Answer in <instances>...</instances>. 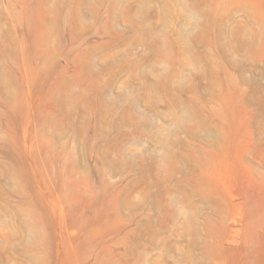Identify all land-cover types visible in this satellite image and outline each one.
Masks as SVG:
<instances>
[{
	"label": "rangeland",
	"instance_id": "374dc122",
	"mask_svg": "<svg viewBox=\"0 0 264 264\" xmlns=\"http://www.w3.org/2000/svg\"><path fill=\"white\" fill-rule=\"evenodd\" d=\"M0 264H264V0H0Z\"/></svg>",
	"mask_w": 264,
	"mask_h": 264
}]
</instances>
